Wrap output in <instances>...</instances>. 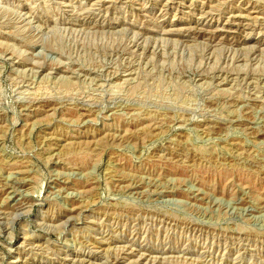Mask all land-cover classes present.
<instances>
[{"label": "rangeland", "instance_id": "1", "mask_svg": "<svg viewBox=\"0 0 264 264\" xmlns=\"http://www.w3.org/2000/svg\"><path fill=\"white\" fill-rule=\"evenodd\" d=\"M0 264H264V0H0Z\"/></svg>", "mask_w": 264, "mask_h": 264}, {"label": "bare ground", "instance_id": "2", "mask_svg": "<svg viewBox=\"0 0 264 264\" xmlns=\"http://www.w3.org/2000/svg\"><path fill=\"white\" fill-rule=\"evenodd\" d=\"M239 18V17H238ZM177 36V35H176Z\"/></svg>", "mask_w": 264, "mask_h": 264}]
</instances>
